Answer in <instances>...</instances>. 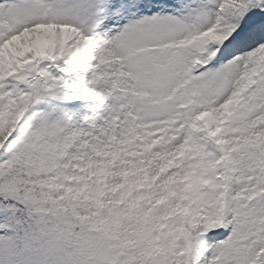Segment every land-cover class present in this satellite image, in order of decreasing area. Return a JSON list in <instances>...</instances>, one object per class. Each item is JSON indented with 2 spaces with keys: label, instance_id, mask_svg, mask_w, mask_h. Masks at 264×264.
I'll return each instance as SVG.
<instances>
[{
  "label": "snow or ice",
  "instance_id": "1",
  "mask_svg": "<svg viewBox=\"0 0 264 264\" xmlns=\"http://www.w3.org/2000/svg\"><path fill=\"white\" fill-rule=\"evenodd\" d=\"M0 264H264V0H0Z\"/></svg>",
  "mask_w": 264,
  "mask_h": 264
}]
</instances>
